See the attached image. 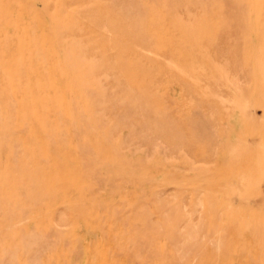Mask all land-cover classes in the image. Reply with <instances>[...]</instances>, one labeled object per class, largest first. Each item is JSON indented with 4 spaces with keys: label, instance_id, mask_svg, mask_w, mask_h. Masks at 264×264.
I'll use <instances>...</instances> for the list:
<instances>
[{
    "label": "rangeland",
    "instance_id": "374dc122",
    "mask_svg": "<svg viewBox=\"0 0 264 264\" xmlns=\"http://www.w3.org/2000/svg\"><path fill=\"white\" fill-rule=\"evenodd\" d=\"M0 264H264V0H0Z\"/></svg>",
    "mask_w": 264,
    "mask_h": 264
}]
</instances>
